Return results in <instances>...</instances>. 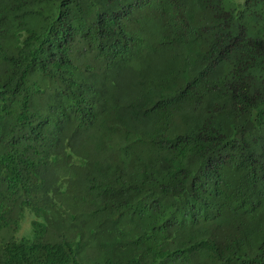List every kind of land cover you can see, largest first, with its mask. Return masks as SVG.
I'll return each mask as SVG.
<instances>
[{
	"label": "trees",
	"instance_id": "obj_1",
	"mask_svg": "<svg viewBox=\"0 0 264 264\" xmlns=\"http://www.w3.org/2000/svg\"><path fill=\"white\" fill-rule=\"evenodd\" d=\"M0 264H264V0H0Z\"/></svg>",
	"mask_w": 264,
	"mask_h": 264
}]
</instances>
